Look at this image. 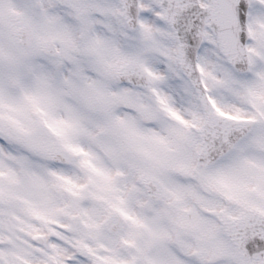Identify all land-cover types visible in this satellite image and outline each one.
Returning <instances> with one entry per match:
<instances>
[{
	"label": "snow or ice",
	"instance_id": "1",
	"mask_svg": "<svg viewBox=\"0 0 264 264\" xmlns=\"http://www.w3.org/2000/svg\"><path fill=\"white\" fill-rule=\"evenodd\" d=\"M0 264H264V0H0Z\"/></svg>",
	"mask_w": 264,
	"mask_h": 264
}]
</instances>
